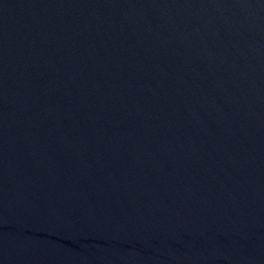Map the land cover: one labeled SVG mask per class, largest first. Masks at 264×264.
<instances>
[{
	"label": "water",
	"instance_id": "1",
	"mask_svg": "<svg viewBox=\"0 0 264 264\" xmlns=\"http://www.w3.org/2000/svg\"><path fill=\"white\" fill-rule=\"evenodd\" d=\"M0 264H264V0H0Z\"/></svg>",
	"mask_w": 264,
	"mask_h": 264
}]
</instances>
